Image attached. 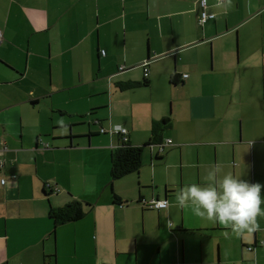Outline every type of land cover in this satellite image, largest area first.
Returning a JSON list of instances; mask_svg holds the SVG:
<instances>
[{"label": "crops", "instance_id": "0c3cea01", "mask_svg": "<svg viewBox=\"0 0 264 264\" xmlns=\"http://www.w3.org/2000/svg\"><path fill=\"white\" fill-rule=\"evenodd\" d=\"M200 9L0 0V264H264V217L237 236L176 201L216 164L264 185V0H205L213 16L201 24ZM143 61L146 83L119 87L144 79ZM50 85L65 89L55 110ZM165 116L161 148L142 146L138 170L114 179L115 192L110 183L125 203L113 202L109 127L141 145ZM152 197L166 206L136 202ZM70 198L91 206L51 232L48 205Z\"/></svg>", "mask_w": 264, "mask_h": 264}, {"label": "clouds", "instance_id": "9594fccd", "mask_svg": "<svg viewBox=\"0 0 264 264\" xmlns=\"http://www.w3.org/2000/svg\"><path fill=\"white\" fill-rule=\"evenodd\" d=\"M221 173L222 166L216 164L208 171L205 185L183 187L176 196L179 207H190L195 216L223 225L237 236L259 231V218L264 217V185Z\"/></svg>", "mask_w": 264, "mask_h": 264}, {"label": "trees", "instance_id": "16d2710c", "mask_svg": "<svg viewBox=\"0 0 264 264\" xmlns=\"http://www.w3.org/2000/svg\"><path fill=\"white\" fill-rule=\"evenodd\" d=\"M140 83L145 84V78L140 82L125 81L123 83H118V85L119 87H133ZM168 124V116L161 117L160 119L155 121H151L150 136L148 137V140L141 145H134L129 143L127 137L122 138L121 134L118 133V140L109 152L107 184L109 185L114 179L121 177L128 172H136L141 164L142 146L145 144L150 145L160 142L159 131L162 127ZM1 182H3V179ZM52 189L57 190V187L53 186ZM110 193L113 202L118 204L125 203L124 201L120 200L112 190H110ZM152 198L156 199L154 197ZM136 202L141 204L142 208H160L151 206V203L148 202V200H142L141 198H138ZM90 206L91 203L89 201L79 200L75 198L68 199L60 206L48 205L46 216L51 222V232H53L55 227L61 223L81 218L88 211Z\"/></svg>", "mask_w": 264, "mask_h": 264}, {"label": "built area", "instance_id": "2783aa9c", "mask_svg": "<svg viewBox=\"0 0 264 264\" xmlns=\"http://www.w3.org/2000/svg\"><path fill=\"white\" fill-rule=\"evenodd\" d=\"M199 4H200V6H201V9H200V11H199V15H198V18H197V22H198L199 24H201V23H202L204 20H206L207 18H211V17L213 16V13H211V12H207V11L204 9L205 0H199ZM100 53L103 54V50H102V49L100 50ZM147 73H148V68H147L146 62L143 61V62H142V76H143V78L146 77ZM182 75H185V73L182 74ZM92 122L95 123V122H97V121H96V119H94V120H92ZM99 130L101 131V130H103V129L100 127ZM109 131H110V132H116V133L121 134L122 138H125V137H126V129H125L124 127H122V126H111V127H109ZM166 143H170V139H169V138L166 139ZM153 144H154V143H153ZM157 144H158L159 147L161 148V145H162L163 143H162V142H158ZM150 145H151V144H150ZM1 164H2V162H0V165H1ZM0 181H2V179H0ZM148 202H150V203H151V206H154V207H162V206H161V202H166V203H167L166 199H158V198H156V199L151 198V199L148 200ZM166 203H165V205H166ZM165 205H164V206H165ZM175 264H176V263H175Z\"/></svg>", "mask_w": 264, "mask_h": 264}, {"label": "rangeland", "instance_id": "374dc122", "mask_svg": "<svg viewBox=\"0 0 264 264\" xmlns=\"http://www.w3.org/2000/svg\"><path fill=\"white\" fill-rule=\"evenodd\" d=\"M50 87H53L52 93L54 94L53 95V102L51 101V103H52L51 104V106H52L51 109L55 110V107H54L55 104L54 103H56V100L58 99V101H62L60 98L56 97V94H61L65 89H60V88H58L57 86H54V85H50ZM84 90L85 89H81V91H84ZM60 105L67 106V104L65 102H61ZM45 108H47V107L45 106ZM50 116L52 118H54V119H56L58 117L56 111H52V112L50 111ZM120 180H122V179H118L117 181H114L113 183H111V188H112V190L114 192H115L114 183L115 182H119ZM108 188L110 189V184L108 185ZM87 223H88V221H87ZM83 226H86V222H83ZM150 226H151L150 223H147L145 225V232H147V233L150 232V230H151ZM70 234H72L70 228L69 227H64V229H63V237L62 238H65L66 236H68Z\"/></svg>", "mask_w": 264, "mask_h": 264}, {"label": "water", "instance_id": "95a60500", "mask_svg": "<svg viewBox=\"0 0 264 264\" xmlns=\"http://www.w3.org/2000/svg\"><path fill=\"white\" fill-rule=\"evenodd\" d=\"M163 199H165V198H163Z\"/></svg>", "mask_w": 264, "mask_h": 264}]
</instances>
